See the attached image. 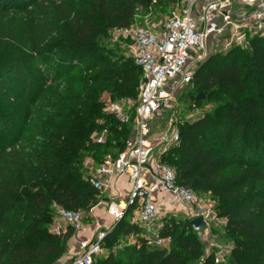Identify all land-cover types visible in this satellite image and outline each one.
<instances>
[{
  "label": "trees",
  "instance_id": "1",
  "mask_svg": "<svg viewBox=\"0 0 264 264\" xmlns=\"http://www.w3.org/2000/svg\"><path fill=\"white\" fill-rule=\"evenodd\" d=\"M178 1L0 0L1 20L21 11L36 14L19 40L29 42L26 50L17 56L2 54L6 35L0 28V95L2 102L12 98L8 107L23 111L11 124L5 120L9 114L0 115V264H55L66 253L73 229L61 236L50 228L57 208L81 211L97 202L99 194L82 178L79 164L105 150L87 145L92 120L101 116L100 99L113 93L136 101L142 77L133 60L99 47L100 38L131 26L140 8L157 6L168 14ZM44 68L56 73L48 90ZM79 73L78 91L67 90ZM191 85L196 94L186 109L205 103L215 108L177 125L178 145L161 161L175 170L178 185L209 197L217 218L226 221L234 246L225 264H264V37L251 39L247 49L214 53L198 66ZM103 127L117 154L124 151L129 130L113 118ZM255 186L261 191L253 192ZM131 213L116 223L103 246L111 249L128 236L136 243L93 264H194L202 257L203 245L188 219L170 214L161 219L159 236L172 243L167 252L146 244L143 229L127 218ZM203 264H213L212 258Z\"/></svg>",
  "mask_w": 264,
  "mask_h": 264
},
{
  "label": "built area",
  "instance_id": "2",
  "mask_svg": "<svg viewBox=\"0 0 264 264\" xmlns=\"http://www.w3.org/2000/svg\"><path fill=\"white\" fill-rule=\"evenodd\" d=\"M137 17L127 28L111 29L116 40L128 44L142 73L132 142L115 156L108 154L98 162L84 161L89 171L84 180L99 195L114 190L121 178L128 181L130 188L123 206L115 202L108 205L112 224L101 226L96 221L90 236L79 239V251L71 264H93L103 253L106 236L129 209L134 214L132 222L143 229L150 247H161L169 240L159 236L161 219L167 215L165 207L181 208L180 213L190 222L202 218L201 229L217 220L211 206L191 189L178 185L175 170L161 161L165 151L178 145L175 122L170 120L156 142L151 122L172 107L183 87L191 86L195 71L205 59L234 47L247 49L251 39L264 37V0H179L158 24L150 22L151 14L142 25L137 24ZM157 145L163 150L154 156ZM55 218L75 234L86 231L79 211L57 208ZM53 224L50 232L60 235L62 229Z\"/></svg>",
  "mask_w": 264,
  "mask_h": 264
},
{
  "label": "rangeland",
  "instance_id": "3",
  "mask_svg": "<svg viewBox=\"0 0 264 264\" xmlns=\"http://www.w3.org/2000/svg\"><path fill=\"white\" fill-rule=\"evenodd\" d=\"M173 7H171L170 10ZM148 14H151L149 20L150 22H153V24H158L166 15L164 14L163 9L158 8L157 6L150 9L140 8L136 12V15L138 16L137 24L139 25L144 24L143 23L144 18ZM33 18H36L35 13L32 16H26V13L24 11H21L19 13L17 12L11 13L8 16H6L4 19L2 20L0 19V28L5 30L4 32L6 35V38L4 39L2 44L3 46L1 48V50L4 49V51H2L4 53H2L1 51L0 53L12 57V56H17L20 53V51L21 52L23 51V49L26 50V48H24L25 44L28 45L29 42H26V40H23L21 42L19 40L23 38V35L26 30L25 29L26 26L30 24L31 21L34 22ZM10 30L13 31L12 37H10ZM99 47L103 48L105 51H112V50L116 51L119 54V56H121V58L123 59L133 60L132 53L131 50L129 49L128 44H126L122 39L116 40L111 33V29L108 30L105 33V35L100 38ZM66 63H68V61ZM84 63L85 60L84 62H80V65L78 66L79 71L81 68H83ZM39 66L35 68L41 69V67ZM48 67L49 65L46 66V68ZM42 70H43L42 74L45 75L47 80L44 88H47V90L53 88L54 85L51 81L56 73L55 74H53V72H51V74L46 73L45 68ZM79 74L80 76L77 75V77H73V79H69V81L66 83L67 90L69 89V90L78 91L80 78L83 77V73H79ZM65 76L66 77L64 78L66 79L70 75H65ZM63 80H60V82L62 81L61 88L64 85ZM38 86H37L38 90H40L41 86L40 85ZM65 86L66 85H64V87ZM59 91L56 93V96L61 97L64 103L65 101L64 93L62 92L60 93ZM195 94H196V88L193 85L189 87H183L179 91L176 102L172 104V107L169 110L164 109L161 116L158 115L157 118L151 122V128H152L151 135L153 140H155V142L158 140L160 134L163 133L166 129H168L170 120H173L176 125H180L181 123L195 120L197 117L202 115L203 112L211 111L213 108H215V104L205 103V104L196 105L195 108L193 109L192 108L189 110L186 109L190 104L191 97H194ZM42 97L43 96H41V98ZM3 99H5L4 95H0V103H2V105H0V115L5 116L9 114L10 115L9 118L5 120L9 122L8 124H11L13 123V119H14L13 117H15V114L16 113L18 114L19 112L22 113L23 111L21 110V108L19 110L16 109L17 111H15V107H17V105H14V108H11L10 106L8 107V102L11 103L12 98L8 102H2ZM39 100L40 99H38V101ZM38 101H36V104H39ZM100 103L102 105L101 116L97 119L92 120L95 129L91 133L87 145L93 146L95 148H103L105 150L102 156L99 158L96 157L95 151H93L91 152V154L85 156L82 159V161L79 164V167L83 179L89 176V171L84 166V161L86 159H91L94 162H98L108 154L112 156L117 155L118 150L114 148L113 142L110 141L112 140V138L110 137L111 136L110 132L107 128L103 127V123L107 118L115 119L118 122L120 129L126 128L127 130H129V136H128L126 148L130 145L133 138L134 122H135L134 114L137 106V100L133 101L128 98H121L113 93H105L101 97ZM12 109H14V111H11ZM109 141L111 142V144L110 146H107ZM162 150L163 147L157 145L154 150V156H158L162 152ZM261 189H262L261 187H256V186L252 187L253 192H260ZM127 190H128V186L125 184V181L123 180L118 187V191L120 192L119 200H125L127 198L126 195ZM102 196L103 195L101 194L98 195V199L95 204L87 206L85 209L79 211L82 213V225L86 230L85 232L81 233V235H79V239L88 238L90 232H92L94 229V225L96 221L99 222L101 226L109 225L111 223L110 218L107 217L108 219L106 218V222H105V219L101 218L103 214L98 215V212L102 211V209L105 210V213L107 215V208L110 203L109 200H105ZM197 197L198 199L205 202L207 205L211 206L212 210H214L215 204L209 199V197L200 196V195H198ZM177 216H180V218L183 220L187 219L181 213L177 214ZM127 218L132 221L134 219L133 212L129 214ZM53 223H54L53 227H60L62 229V233L60 234L61 236L67 234L68 227L65 226L64 222L54 218ZM225 226H226V221L217 218L216 221L210 222L209 227L207 229H200L198 232H196L197 236L199 237L203 245V255L200 258V260H198L194 264H203L204 260L208 257L212 258L213 264H225L228 261L230 251L232 250L234 244L231 241V239L228 238V236L226 235ZM77 237L78 234H75L73 232L72 236L67 240L66 253L55 264H71L75 255L79 251V244H78L79 239H77ZM135 243H136V238L134 236L120 238L116 243V245L111 249L110 248L108 249L106 246L105 247L103 246L102 249L103 253L101 256L106 257L109 252H112L114 255H118L119 253L122 252V250L125 247L132 246ZM171 247H172L171 240L168 241L166 240L163 243V245L158 248H163L168 252L170 251Z\"/></svg>",
  "mask_w": 264,
  "mask_h": 264
},
{
  "label": "crops",
  "instance_id": "4",
  "mask_svg": "<svg viewBox=\"0 0 264 264\" xmlns=\"http://www.w3.org/2000/svg\"><path fill=\"white\" fill-rule=\"evenodd\" d=\"M123 180L125 181V184L128 186V190H129L130 185H129L128 181H127L125 178H121V179L118 181L116 188H115L114 190H111V191L108 192L107 194L103 195L102 197H103L105 200H109L110 203H111V202H115L116 204H120L121 206H123L124 203H125V200H119L120 192L118 191V187H119V185L122 183ZM128 190H127V193H128ZM126 195H127V194H126ZM110 203H109V204H110ZM180 210H181V208H179V207H165V212H166L167 215H168V214H170V215H177V214H180ZM104 213H105V210L102 209V211H99V212H98V215L103 214L101 218H102V219H105V222H106V218H107V217L110 218V217H109L108 215H106V213H105V216H104ZM108 218H107V219H108ZM110 220H111V223H110V224H112V219L110 218ZM110 224H109V225H110ZM104 226H108V225H104ZM90 234H91V232H90ZM90 234H89V236H90ZM79 235H81V233L78 234L77 239H79ZM80 240H83V239H80Z\"/></svg>",
  "mask_w": 264,
  "mask_h": 264
},
{
  "label": "water",
  "instance_id": "5",
  "mask_svg": "<svg viewBox=\"0 0 264 264\" xmlns=\"http://www.w3.org/2000/svg\"><path fill=\"white\" fill-rule=\"evenodd\" d=\"M203 99H204L203 95L197 96L198 101H202ZM190 225H191L194 232H198L204 226V222H203L202 218H198V219L191 221Z\"/></svg>",
  "mask_w": 264,
  "mask_h": 264
}]
</instances>
